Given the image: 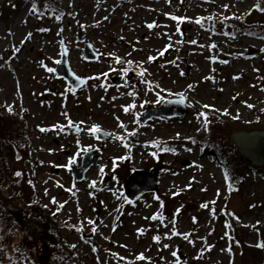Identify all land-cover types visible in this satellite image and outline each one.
I'll use <instances>...</instances> for the list:
<instances>
[{
  "label": "rangeland",
  "instance_id": "1",
  "mask_svg": "<svg viewBox=\"0 0 264 264\" xmlns=\"http://www.w3.org/2000/svg\"><path fill=\"white\" fill-rule=\"evenodd\" d=\"M254 3L60 0V15H40L33 0H0V107L32 127L11 167L21 170L28 196L58 213L69 251L63 264H142L141 254L156 264H264V173L244 169L243 185L230 192L221 166L194 143L205 115L259 124L263 131L254 132L264 133V40L222 29ZM79 29L97 60L84 58ZM63 49L86 80L77 90L55 73ZM181 97L184 116L143 122L148 106ZM122 117L130 124L114 125ZM229 146L238 150L231 139ZM92 150L98 162L75 181L71 169ZM155 167L158 189L131 198L129 174ZM225 209L240 220L239 238L230 239ZM116 237L122 247L114 251Z\"/></svg>",
  "mask_w": 264,
  "mask_h": 264
},
{
  "label": "trees",
  "instance_id": "2",
  "mask_svg": "<svg viewBox=\"0 0 264 264\" xmlns=\"http://www.w3.org/2000/svg\"><path fill=\"white\" fill-rule=\"evenodd\" d=\"M252 11L244 17L230 16L222 29L231 36H252L264 40V0H256ZM33 10L40 15H60V0H33ZM207 117L203 134L194 143L212 155L221 166L228 191L236 192L243 185L244 169L264 173V165H255L229 146L235 133L263 131L216 115ZM31 125L15 109L0 107V264H63L69 251L60 235L61 220L39 202L28 196L20 169H12L11 161L20 160L28 149ZM169 144L159 149L170 148ZM19 173V175H17ZM222 219L231 240L244 234L240 220L231 210L225 209ZM264 262V261H263Z\"/></svg>",
  "mask_w": 264,
  "mask_h": 264
},
{
  "label": "water",
  "instance_id": "3",
  "mask_svg": "<svg viewBox=\"0 0 264 264\" xmlns=\"http://www.w3.org/2000/svg\"><path fill=\"white\" fill-rule=\"evenodd\" d=\"M78 41L85 42L83 56L89 61H95L98 58L90 43L86 42L81 36V29L78 32ZM57 76L66 80L73 90H77L85 85L86 80L76 76L69 67L67 52L63 49L61 60L57 63L55 68ZM186 100L181 98L166 99L159 106L150 108L148 106L141 112L143 122H147L152 118H174L184 116L187 112ZM72 128H69V130ZM108 134L99 132L98 138L102 141L106 140ZM231 140L236 145L242 157L250 160L255 165H264V133L251 132V133H235L231 136ZM99 156L97 150H92L83 156L81 165H75L71 169L75 181H82L85 177L87 170L97 163ZM159 167L152 168L148 171L135 170L129 174L125 181V190L127 194L136 199L139 196L153 192L158 189L159 181Z\"/></svg>",
  "mask_w": 264,
  "mask_h": 264
},
{
  "label": "bare ground",
  "instance_id": "4",
  "mask_svg": "<svg viewBox=\"0 0 264 264\" xmlns=\"http://www.w3.org/2000/svg\"><path fill=\"white\" fill-rule=\"evenodd\" d=\"M149 4V3H148ZM150 4H151V7L155 4V2L153 3V2H151L150 1ZM149 9H151V8H149ZM138 18L139 19H142V18H144L143 17V14L141 13V14H139L138 15ZM99 22V21H98ZM98 22H97V24H98ZM131 24V26H132V23H130ZM143 37L145 36L144 34L142 35ZM151 47V46H150ZM135 101V100H134ZM131 102V100L129 101V103ZM113 120H114V118H113ZM129 121H130V118L129 117H122L121 119H120V121H118V120H115V124L114 125H116V126H120V125H126V126H128L130 123H129ZM107 122V126L108 127H111V126H109V123H110V121L109 120H107L106 121ZM112 128V127H111ZM120 240H119V238L118 237H116V239L115 240H113L112 242V244H113V247H114V251H116V249H117V247H118V242H119ZM119 246H121L122 247V245H119ZM114 254V253H113ZM142 255V254H141ZM113 256V255H112ZM143 257H144V259H140V262L142 263V264H152V263H154V264H156V262L155 261H153V259H151L150 257H146V255H143ZM122 261L120 260V263H121ZM157 264H159V263H157Z\"/></svg>",
  "mask_w": 264,
  "mask_h": 264
},
{
  "label": "snow or ice",
  "instance_id": "5",
  "mask_svg": "<svg viewBox=\"0 0 264 264\" xmlns=\"http://www.w3.org/2000/svg\"><path fill=\"white\" fill-rule=\"evenodd\" d=\"M225 8H227V5H225L224 6ZM262 11H264V9H261ZM173 19H177L176 17H172ZM196 23H201V21L198 19V20H196ZM149 27H153V25H149ZM193 43H195L194 41H193ZM213 47H215V45H213ZM161 55H163V53H161ZM150 60L151 59H153L152 57H150L149 58ZM117 62L119 63L120 62V60H119V58H117ZM50 71H51V69H50ZM143 73H141V75H142ZM205 107H208L207 105H205ZM249 107H252V105H249ZM128 109L127 108H125V111H127ZM225 114H227V113H225ZM201 115H204L203 113L201 114ZM207 126V117H205V127ZM42 131H43V129H42ZM91 131L93 132V133H96V132H99L100 131V128H99V126H93V128L91 129ZM17 175H19V173H17ZM53 203H56V201H55V199H53ZM60 207L62 208L63 207V205H60ZM202 207H207V205H202ZM54 215H55V213H54ZM93 231H95V229H93ZM155 239H159V237H156ZM260 247H264V244H261V245H259ZM73 247H75L74 245H73ZM172 255L173 256H176V253L175 252H173L172 253ZM140 259H144V257H143V255H141L140 257H139Z\"/></svg>",
  "mask_w": 264,
  "mask_h": 264
}]
</instances>
